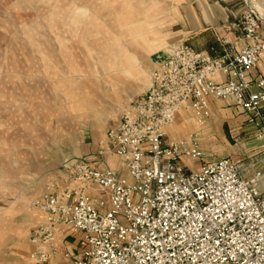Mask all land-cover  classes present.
Returning <instances> with one entry per match:
<instances>
[{
  "label": "built area",
  "instance_id": "built-area-1",
  "mask_svg": "<svg viewBox=\"0 0 264 264\" xmlns=\"http://www.w3.org/2000/svg\"><path fill=\"white\" fill-rule=\"evenodd\" d=\"M237 25L240 47L217 35L206 52L188 38L164 50L147 91L100 142L99 153L120 155L131 180L85 160L69 164L31 201L47 218L32 230L33 260L22 264H50L60 221L83 232V255L71 264H264V155L192 168L188 160L203 156L198 131L166 141L183 106L199 126L210 121L209 96L232 98L264 137V73L249 77L264 36L250 7Z\"/></svg>",
  "mask_w": 264,
  "mask_h": 264
},
{
  "label": "crops",
  "instance_id": "crops-1",
  "mask_svg": "<svg viewBox=\"0 0 264 264\" xmlns=\"http://www.w3.org/2000/svg\"><path fill=\"white\" fill-rule=\"evenodd\" d=\"M107 3H117L119 7L112 18L114 28L108 24L115 36L107 37L105 45L103 33L84 34L80 39L85 43L82 49L77 45L75 50L70 48L67 65L59 66L62 70L58 74L68 84L66 93L54 95L61 103L65 101L60 117L65 124L62 133L45 134L39 129L43 114L38 118L36 115L30 124L25 118L6 121L0 155V264L33 260L35 244L30 239L31 233L39 222L46 220L47 213L32 207L31 201L44 195L49 181L65 175L69 164L85 160L97 168H110L127 175L120 155L99 153L100 142L119 121L121 112L147 91L151 72L162 57L160 53L170 44L188 38L196 49L206 52L219 35L240 47L241 31L237 23L248 7L256 13L258 30L264 36V0H109ZM98 11L94 13L99 14ZM91 34L101 38L99 48L93 44ZM257 72L264 73V55L257 69L250 73V79ZM208 102L211 119L203 126L193 118L192 109L183 106L166 128L167 142L192 130L198 131L203 156L200 161L188 160L192 168L224 157L246 163L264 155V137L257 138L246 113L232 98L209 96ZM48 103L50 112L59 111L58 106L50 107V100ZM34 131L36 135H31ZM222 137L229 142L224 154L221 150L214 151ZM230 138L235 142L231 143ZM82 240L81 230H73L60 221L56 226L55 252L47 247L51 252L50 264H71L74 258L82 257Z\"/></svg>",
  "mask_w": 264,
  "mask_h": 264
},
{
  "label": "rangeland",
  "instance_id": "rangeland-1",
  "mask_svg": "<svg viewBox=\"0 0 264 264\" xmlns=\"http://www.w3.org/2000/svg\"><path fill=\"white\" fill-rule=\"evenodd\" d=\"M107 1L0 0V155L6 121L25 118L30 124L43 114L39 129L45 134L62 133L65 101L61 103L54 95L66 93L68 84L60 78L59 66L67 65L70 48L82 49L84 34L103 33L105 45L107 37L115 36L108 24L114 28L112 18L119 7ZM96 9L99 14L94 13ZM92 39L99 48L101 38ZM48 100L50 107L62 108L50 112ZM30 134L36 135L35 131ZM226 137L214 151L226 153Z\"/></svg>",
  "mask_w": 264,
  "mask_h": 264
},
{
  "label": "water",
  "instance_id": "water-1",
  "mask_svg": "<svg viewBox=\"0 0 264 264\" xmlns=\"http://www.w3.org/2000/svg\"><path fill=\"white\" fill-rule=\"evenodd\" d=\"M160 55H161L162 57L159 59V61L163 58V56H164V51H163L162 53H160Z\"/></svg>",
  "mask_w": 264,
  "mask_h": 264
}]
</instances>
